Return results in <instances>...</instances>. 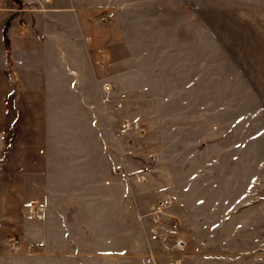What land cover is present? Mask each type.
<instances>
[{"label":"rangeland","instance_id":"obj_1","mask_svg":"<svg viewBox=\"0 0 264 264\" xmlns=\"http://www.w3.org/2000/svg\"><path fill=\"white\" fill-rule=\"evenodd\" d=\"M93 22L0 54V264H264V0Z\"/></svg>","mask_w":264,"mask_h":264},{"label":"crops","instance_id":"obj_2","mask_svg":"<svg viewBox=\"0 0 264 264\" xmlns=\"http://www.w3.org/2000/svg\"><path fill=\"white\" fill-rule=\"evenodd\" d=\"M124 0H0V54L13 59L10 74L26 57L35 58L61 42L72 50L90 45L84 29L98 12H113ZM8 12L9 14L7 15ZM60 28H65L61 31ZM75 56V55H74ZM70 71H72L70 69Z\"/></svg>","mask_w":264,"mask_h":264},{"label":"built area","instance_id":"obj_3","mask_svg":"<svg viewBox=\"0 0 264 264\" xmlns=\"http://www.w3.org/2000/svg\"><path fill=\"white\" fill-rule=\"evenodd\" d=\"M101 57H102L103 60H105V59H107V58L109 57V54H107L106 52H104V53L101 54ZM105 89H106V90H109V89H110V86H109V85H106V86H105ZM168 202L172 203V199L169 198V199H168ZM154 219L157 220V219H158V216H157V217L155 216Z\"/></svg>","mask_w":264,"mask_h":264}]
</instances>
